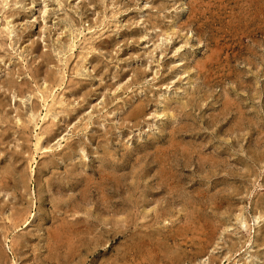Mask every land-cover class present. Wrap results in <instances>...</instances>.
<instances>
[{"label":"rangeland","instance_id":"rangeland-1","mask_svg":"<svg viewBox=\"0 0 264 264\" xmlns=\"http://www.w3.org/2000/svg\"><path fill=\"white\" fill-rule=\"evenodd\" d=\"M0 264H264V0H0Z\"/></svg>","mask_w":264,"mask_h":264},{"label":"bare ground","instance_id":"bare-ground-1","mask_svg":"<svg viewBox=\"0 0 264 264\" xmlns=\"http://www.w3.org/2000/svg\"><path fill=\"white\" fill-rule=\"evenodd\" d=\"M50 99H51V98H50ZM49 105H50V104H49ZM47 108H48V107H47ZM31 121H32V120H31ZM38 139H39V138H38ZM38 139H37V140H38ZM38 141H39V140H38ZM36 142H37V141H36ZM36 145H37V143L35 144V146H36ZM74 218H75V217H74ZM78 220H79V219H78ZM22 222H23V221H22Z\"/></svg>","mask_w":264,"mask_h":264}]
</instances>
